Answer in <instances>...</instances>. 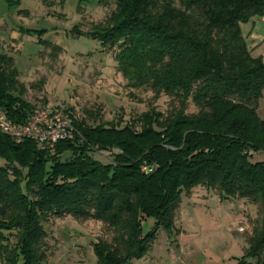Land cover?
<instances>
[{"label": "trees", "instance_id": "1", "mask_svg": "<svg viewBox=\"0 0 264 264\" xmlns=\"http://www.w3.org/2000/svg\"><path fill=\"white\" fill-rule=\"evenodd\" d=\"M114 2L90 38L112 54L130 88L179 107L166 116L150 108L125 125L98 123L89 113L91 125L73 118L74 132L52 150L0 133V264H43L44 226L66 217L113 232L111 242L92 244L95 264H132L159 230L174 235L181 195L196 188L260 204L262 222L237 264H264V161H252L264 154L257 114L264 60L250 54L240 31L264 16V0ZM23 95L11 57L0 53V110L15 125L34 109ZM188 102L196 112L185 113ZM94 153L110 159L102 163ZM148 219L154 225L144 233Z\"/></svg>", "mask_w": 264, "mask_h": 264}, {"label": "rangeland", "instance_id": "2", "mask_svg": "<svg viewBox=\"0 0 264 264\" xmlns=\"http://www.w3.org/2000/svg\"><path fill=\"white\" fill-rule=\"evenodd\" d=\"M14 1L8 6L0 0V53L11 57L24 87L23 99L33 110H65L88 125L93 124L89 114L98 123L125 125L150 108L165 116L178 109V101L168 96L154 99L150 90L130 88L116 70L112 54L90 38L114 10V0L103 5L96 0ZM260 104L264 107V99ZM196 111L188 102L185 113ZM92 156L102 163L110 159L105 153ZM252 161H264V154H253ZM262 214L258 203L224 199L217 191L196 188L181 195L174 235L159 230L143 260L148 264H237L253 231L260 227ZM153 225L152 219L146 220L143 232H150ZM44 228L47 259L43 264H95L92 244L111 242L114 236L99 222H76L69 217L52 220ZM260 260L264 263V254ZM249 264L256 263L249 260Z\"/></svg>", "mask_w": 264, "mask_h": 264}, {"label": "built area", "instance_id": "3", "mask_svg": "<svg viewBox=\"0 0 264 264\" xmlns=\"http://www.w3.org/2000/svg\"><path fill=\"white\" fill-rule=\"evenodd\" d=\"M73 132L72 115L65 110H33L22 125L13 124L0 110V133L11 137L17 143L30 139L43 149L52 150L57 142L68 139Z\"/></svg>", "mask_w": 264, "mask_h": 264}, {"label": "crops", "instance_id": "4", "mask_svg": "<svg viewBox=\"0 0 264 264\" xmlns=\"http://www.w3.org/2000/svg\"><path fill=\"white\" fill-rule=\"evenodd\" d=\"M240 31L250 54L253 57H260L264 60V16L253 17L247 23L240 24ZM263 99H264V90L262 91L261 98L258 101V108H257V114L260 117V119H264L263 117L264 107H262L260 104V101H263ZM261 112L262 115L260 114ZM142 260L138 262H134L132 264L151 263Z\"/></svg>", "mask_w": 264, "mask_h": 264}]
</instances>
